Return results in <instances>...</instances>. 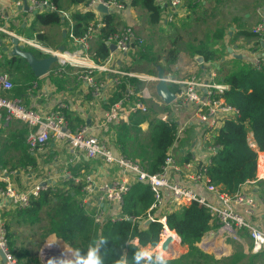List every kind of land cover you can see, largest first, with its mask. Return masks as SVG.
<instances>
[{
  "label": "crops",
  "instance_id": "crops-1",
  "mask_svg": "<svg viewBox=\"0 0 264 264\" xmlns=\"http://www.w3.org/2000/svg\"><path fill=\"white\" fill-rule=\"evenodd\" d=\"M85 2L58 0L57 5L60 10L73 16L75 13H83L82 8ZM25 3L28 5V0H24L23 6L19 7L15 6L13 0H0L2 22L15 37L35 40L51 50L59 51L60 47H64L65 52L70 53L76 50L69 37L70 29L67 21L62 20L59 25H41L35 22L34 12L24 8ZM155 4L160 11V21L156 24L151 23L147 11L135 4L131 10L113 15V28L118 31L123 27L132 26L136 36L142 41V45L138 48L135 44L131 45L130 51L127 53L118 49L111 51L106 60L107 66L111 70L151 77H158L161 70L166 79L187 80L196 78L198 80L213 79L217 82L238 71L245 64L253 65L256 58L264 56V41L262 45L259 44L258 37L250 32L253 27L264 21V0H183L182 10L184 13H179L181 10L179 9L172 21L169 19L172 9L168 0H155ZM100 36L101 32L93 35L90 40L92 54L100 42ZM12 37L14 36L5 35L1 39L3 59L13 58L8 55L15 47ZM20 44L24 45L22 42ZM26 48H29L28 51L36 53L38 59L50 56L33 46H26ZM7 49L8 51H6ZM195 57H202L203 63H198ZM6 59L1 63L4 64ZM92 63L94 62L89 59L86 64L91 65ZM78 71H81L78 67L69 63L63 65L56 61L43 77H33L31 73H28L29 77L17 84L18 87L14 85L18 92L15 94L11 91L8 96L15 98L14 95H16V98L20 99L25 107L39 114H47L58 109L60 105L70 130L77 131L83 126H88L89 132L105 141L115 154L123 155L117 143L120 134L115 127L118 126L106 128L103 127L102 122L110 106L124 98L127 93V90L123 94L118 91L115 78H120L121 82L126 77L117 76L110 72H96V79L102 85L100 94L96 96L89 85L80 78ZM129 79H136L137 85L141 89L133 96L135 99H142L147 106L148 103L161 106L163 111L158 118L163 120V117L166 116L167 120L173 119L177 122L178 129H184L181 139L173 145L176 162L184 164L195 157L203 163L210 161L212 154L207 143L203 141L205 131L202 126L195 122L193 107L183 104L177 98L171 104H166L157 93L158 81H144L136 77ZM167 85L170 91L172 87H175L174 84L167 83ZM129 86L134 90L132 85L128 84L127 87ZM177 87L179 88V86ZM144 91L149 93V98L146 99L143 96ZM117 92L120 93V96L116 99L114 96ZM141 115L146 114H134L128 122L123 124L127 126L128 130H131L133 126L136 129L146 131L145 133L149 136L150 127L148 123H144L138 118ZM152 119H150L151 122L154 120ZM1 129L4 134L0 137L9 141L12 139L14 148L20 154V167L9 169L15 173L12 180L19 190H25L29 185L42 180L48 171L51 172L53 179L57 180V184L62 182L61 185L67 187L64 190H67L72 183H65L62 180L64 168H69L75 173L93 174L98 182L109 181L119 175L117 167L106 165L101 158L88 160L84 155L76 156L75 152L65 142L60 143L52 140L41 149L30 152L25 144L28 128L22 123L6 122ZM127 133L128 131L121 132L124 135L121 140L126 141V147L130 152H133L136 147H133V143L131 144V137H128L129 134ZM251 137L253 140L252 135ZM0 166L6 168V166ZM259 166H264V152H259ZM193 170L194 168L186 169L181 174L175 175L173 179L185 181ZM0 187L3 185L1 184ZM196 190L199 195L207 199L213 198L212 194L208 193L203 186L196 187ZM248 190L246 192L251 193L260 203L256 221L259 227L264 228V184L257 183ZM165 195V205L157 210L156 214L167 216V213L180 211V208H176L171 203L169 193L165 192ZM95 196L93 195L92 199L86 197V201L90 202V205L85 208L89 212L95 208L104 217L110 218V221L120 215L121 207L118 204H98ZM5 212L10 213L5 199L0 196V224H4ZM15 214H19V212ZM169 232L172 231L169 230ZM172 233L174 234V232ZM178 238L180 239L179 236ZM218 244L219 242H217ZM239 244L242 245L245 253L254 255L249 251L251 241L246 234L243 236L242 243L239 242ZM61 246L66 248L63 244ZM198 247L203 252L205 251L202 243H199ZM143 249L154 252L156 250L152 247ZM180 249L186 254L188 253V248L182 245L181 239L175 241L169 255L180 252ZM211 250L214 251V249ZM228 253L227 248L226 255ZM214 254L217 253L214 251ZM254 256L259 264H264V252ZM25 260L26 258L19 259V264H29ZM0 264H6L1 257Z\"/></svg>",
  "mask_w": 264,
  "mask_h": 264
},
{
  "label": "built area",
  "instance_id": "built-area-1",
  "mask_svg": "<svg viewBox=\"0 0 264 264\" xmlns=\"http://www.w3.org/2000/svg\"><path fill=\"white\" fill-rule=\"evenodd\" d=\"M24 0H13L15 6H23ZM172 9L169 19L172 21L179 9V13H184L183 0H168ZM30 11L38 12H55L69 24V37L76 47L73 53L59 52L45 48L40 43L32 39L18 38L26 46H33L38 50L53 55L61 64H67L78 67L80 78H82L93 93L98 96L102 85L96 79V72H110L117 76L126 78H139L144 81H158L157 77L137 75L119 71H113L107 66V61L102 65L86 64L91 59L90 40L93 35L101 32L105 27L104 16L122 14L134 7V0H87L82 12L94 13V20L89 24L86 32L81 37H76L73 33V22L71 14L60 10L47 0H28ZM102 6L107 9L108 13L98 11V7ZM3 16L0 14V63L3 61V49L1 39L5 35H15L9 31L2 22ZM251 34L258 37L259 43L264 41V21L258 26L250 30ZM12 37V38H14ZM108 44H114L116 49L123 53L130 51L131 45L135 44L136 48L142 45V41L136 36L132 26L123 27L107 38ZM264 65V56H259L253 62L256 69H260ZM215 77V75L213 74ZM213 77V78H214ZM115 84L120 83V78H115ZM168 84L179 86V91L175 94V99H179L183 104L193 107V116L197 125L203 127L205 131V139L208 149L212 155L216 153V148L211 146L212 137L224 126L229 120H236L239 116L238 110L229 105L225 100V93L229 86L221 81L198 80L190 78L187 80H177L167 78ZM14 83L9 73L0 69V128L7 123H22L28 128L25 138V144L30 152H35L50 141L67 143L75 152V155H84L88 160L101 158L108 166H115L119 171V175L109 181L98 182L93 174L75 173L69 168H64L62 180L65 183H72L81 186L83 201L85 207L90 205L86 201V197L91 198L96 195L98 204H118L121 207L125 197L131 192L134 186L143 184L148 186L154 195V204L147 214V222L160 223L163 230L160 234V242L155 249H162L163 243L170 236L167 226V216L157 215L156 211L165 205V192L169 193L171 203L181 210L191 203H198L206 208L211 220L212 230L203 238L202 247L204 250L214 249L219 256H225L227 246L225 243L237 242L242 243L243 236L246 234L250 241L249 251L254 255L264 252V228L259 227L256 218L260 209V203L246 191L257 183L264 184V166H259L256 177L247 181L240 186V189L230 194L223 191L219 186L215 185L209 174V161L201 162L197 157L191 161L178 164L175 160L172 146L166 156L165 162L160 172L151 174L145 166L135 159H131L124 154H115L109 145L99 139L97 136L89 132L88 126H83L77 131L69 129L65 114L61 106L47 114H39L25 107L23 102L18 98H10L8 95L13 90ZM132 87H127V93L124 98L113 103L106 111L102 125L109 126L121 125L129 121L134 114H147L148 106L142 99H135ZM143 96L147 99L149 93L143 92ZM163 121H167L166 116ZM184 129H177L176 141L174 145L181 139ZM194 168L185 181L173 179L175 175L181 174L186 169ZM14 171L0 166V196L6 201L7 209L10 213H18L30 206L31 202L38 199L39 196L48 190L55 191L57 188V180H54L50 171L42 180L35 184L29 185L25 190H19L13 183L12 177ZM61 180V178H60ZM203 186L206 191L212 194V199H207L199 195L196 187ZM92 199V198H91ZM88 211V210H87ZM89 212V211H88ZM91 218L96 223H101L104 215L99 211L94 214L90 213ZM126 219L119 215L112 221H122ZM175 241H180L175 234ZM212 239L206 238L207 236ZM133 243L137 245V240ZM219 244L217 245V242ZM217 245V246H216ZM0 251L5 255L6 264H19L18 259L12 253L8 232L4 224H0ZM163 251V249H162ZM164 252V251H163ZM170 252V251H169ZM167 252V253H169ZM74 259L64 261L52 260L44 258L45 264H74Z\"/></svg>",
  "mask_w": 264,
  "mask_h": 264
},
{
  "label": "trees",
  "instance_id": "trees-1",
  "mask_svg": "<svg viewBox=\"0 0 264 264\" xmlns=\"http://www.w3.org/2000/svg\"><path fill=\"white\" fill-rule=\"evenodd\" d=\"M47 1L59 9L58 0ZM76 2L84 3L85 0H76ZM134 4L141 6L149 13L151 23H159L160 11L155 0H134ZM71 19L74 35L81 37L94 20V13H75ZM62 20V17L55 12L35 15V22L44 26L59 25ZM104 23L106 27L101 30L100 42L90 57L96 65L104 64L110 56V45L106 40L109 35L116 32L112 26V14L104 16ZM15 59L22 60L12 58V60ZM31 74L34 77L32 71ZM221 82L229 86L225 93V100L238 110L239 116L236 120L227 121L212 137L210 144L216 148V153L210 158L208 174L215 185L225 192L234 194L241 185L256 177L259 152H264V65L256 69L253 65L245 64L238 71L224 77ZM128 84L134 87L135 94L140 92L137 80L129 78L118 84V91L125 93ZM171 91L177 93L179 88L175 85ZM13 92L15 94L18 92L16 87ZM120 93L117 92L114 97L117 99ZM142 122H147L150 127L148 136L150 145L147 151L143 153L129 151L126 141L121 140L124 137L121 132L127 129L125 123L121 126L115 125L118 126L115 129L120 134L117 143L124 155L129 158H141L143 162H140L149 173H158L169 149L176 141L178 124L173 119L163 121L159 118H155L152 122L150 120ZM250 135L253 136V140H250ZM82 194L81 186L72 184L67 190H48L19 213L28 218L31 223L41 221L45 214L49 229L46 237L55 235L65 239L76 253L79 251L81 256L86 254L90 246L88 241L92 244L102 236L105 244L100 252L104 264H117L121 258H126L127 264H134L133 256L136 251L158 246L163 226L160 223L147 222L148 211L155 201L148 186L136 185L125 197L120 208V215L126 219L108 220L100 225L94 224V219L81 203L79 198ZM167 214L169 230L176 233L182 245L188 248L186 256L195 257L193 264H215L214 258L198 247V244L212 230L211 217L206 208L198 203H191L178 212ZM91 235L94 236L93 240L90 239ZM135 240L138 241L137 245L133 243ZM18 258L21 259L20 256ZM244 258L245 255L237 253L229 264H239V261ZM167 262L183 264L182 259H170Z\"/></svg>",
  "mask_w": 264,
  "mask_h": 264
},
{
  "label": "rangeland",
  "instance_id": "rangeland-1",
  "mask_svg": "<svg viewBox=\"0 0 264 264\" xmlns=\"http://www.w3.org/2000/svg\"><path fill=\"white\" fill-rule=\"evenodd\" d=\"M26 50L28 51L29 48H26ZM5 59L6 58H4L3 61ZM0 69L9 73L11 80L13 79L12 81L15 86H17V84H20V82L24 81L26 77L28 78L29 77L28 73L29 74L31 73L30 68L26 63V61L19 59L12 60L10 57L6 59L4 64L2 63L0 64ZM148 106L150 112H148V114L146 115H141L140 117H138L141 121L143 120L149 121L153 117H154L153 119L158 118L163 111L162 107L161 106L158 107L157 104L148 103ZM138 118H136L137 121ZM125 131H128L127 134L129 135L127 136L131 137V144L132 143L134 144L133 147H136L134 151L143 153L148 150L150 144L148 142L149 139L147 133H145L146 131H142L141 129H136L133 126L131 130L126 129ZM3 134L4 131L1 129L0 136ZM250 140H252L251 135H250ZM12 142H13L12 139L11 141H9L6 140L5 138L0 137V165H6V168L8 169H12V168L18 169L21 165L19 160L20 154L16 150V148H14ZM130 158L143 162L142 159L139 157H130ZM61 183L57 184L56 190L57 189L64 190L67 188V187H63ZM79 199L80 201H83L82 196ZM95 211H96L95 208H92L90 210V213L94 214ZM20 214L21 213L19 214L14 213L11 215V213L5 212L3 216L4 224L8 232L10 248H12L11 251L18 260H19L18 258L19 256L21 258H26L25 261H28L29 264H36V263L45 264L44 258L58 260V261H64L67 259L75 260L76 252L67 243V241H65V239L61 237H57L55 235H49L48 237H46V234L49 229L45 214L42 217L41 221L36 223H31L28 218ZM108 220L111 219L108 217H104L101 220L102 221L101 223L100 222L96 223L94 221V224L100 225ZM206 238L212 239V237H210L209 235ZM90 239L93 240L94 236L91 235ZM62 244L65 245L66 248H62L61 246ZM225 244L227 246L226 248H228L229 250V253L226 256H218L217 254L215 255L214 251H212L211 249L209 251L205 250L204 252H206L208 255L214 258L215 264H229L234 259V255H236L237 253L245 254V258L241 259L239 261V264H259L258 260L255 258L254 255L244 252V249L241 244L235 242H229V241H227V243ZM88 245H91L89 241H88ZM148 251L151 254L162 253L167 260L182 259L183 264H193V262H195V257H193L192 255L186 256L187 254L184 251H181V249L180 252H177L173 255L172 253L169 255V253L163 252L161 248L160 249L156 248L155 252L153 250H148ZM251 256H253V259H251Z\"/></svg>",
  "mask_w": 264,
  "mask_h": 264
},
{
  "label": "water",
  "instance_id": "water-1",
  "mask_svg": "<svg viewBox=\"0 0 264 264\" xmlns=\"http://www.w3.org/2000/svg\"><path fill=\"white\" fill-rule=\"evenodd\" d=\"M24 8L28 11L29 7L27 3L24 4ZM98 11L103 12L105 14L108 13L107 9H105L102 6L98 7ZM38 11H34V15L38 14ZM12 42L14 44V50L12 52H9L8 55L12 56L13 58H20L28 64L30 70L34 74L35 77H43L48 73V70L50 66L57 61V58L53 55H50L49 57L38 59L37 56L32 51H27L25 45L20 44V40L17 37L12 38ZM110 50L115 51L116 46L114 44L110 45ZM8 51V49L6 50ZM64 47L59 48V52H63ZM195 60L198 63H203L202 57H195ZM158 84H157V93L162 98V100L166 104H171L175 100V94L170 91L167 83H166V77L163 71H159L158 74ZM131 220V219H129ZM133 221V220H131ZM175 244V237L170 235L167 240L163 243L162 249L164 252H169L172 245ZM0 257L1 259L6 262L5 255L0 251Z\"/></svg>",
  "mask_w": 264,
  "mask_h": 264
},
{
  "label": "clouds",
  "instance_id": "clouds-1",
  "mask_svg": "<svg viewBox=\"0 0 264 264\" xmlns=\"http://www.w3.org/2000/svg\"><path fill=\"white\" fill-rule=\"evenodd\" d=\"M104 244L105 239L101 236L88 247L85 255L81 256L79 251H77L74 264H104L100 252ZM133 261L134 264H168L167 259L162 253L153 255L146 249L136 251ZM117 264H127L126 258H121Z\"/></svg>",
  "mask_w": 264,
  "mask_h": 264
},
{
  "label": "bare ground",
  "instance_id": "bare-ground-1",
  "mask_svg": "<svg viewBox=\"0 0 264 264\" xmlns=\"http://www.w3.org/2000/svg\"><path fill=\"white\" fill-rule=\"evenodd\" d=\"M170 229H171V228H170ZM168 234H169V235H172L173 237H175V235H174L172 232H171V233L168 232ZM178 246H179V245H178ZM62 248H63V246H62Z\"/></svg>",
  "mask_w": 264,
  "mask_h": 264
}]
</instances>
